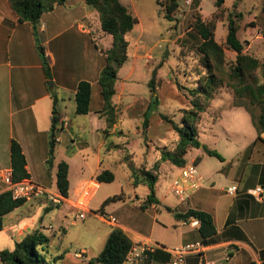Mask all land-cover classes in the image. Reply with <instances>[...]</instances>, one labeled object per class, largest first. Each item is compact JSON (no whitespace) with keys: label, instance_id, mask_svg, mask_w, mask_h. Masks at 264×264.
Listing matches in <instances>:
<instances>
[{"label":"crops","instance_id":"0c3cea01","mask_svg":"<svg viewBox=\"0 0 264 264\" xmlns=\"http://www.w3.org/2000/svg\"><path fill=\"white\" fill-rule=\"evenodd\" d=\"M131 12L136 22L128 37L126 59L130 60L124 72H121L123 64L116 70L114 92L111 95L112 114L108 115L102 111V98L96 79L103 62L102 50L108 46L110 35L100 29L97 11L85 0H65L42 12L34 29L28 20L17 19L7 0H0V191L7 189L1 173L10 169L11 139L16 140L21 147L28 178L51 193H59L54 182L55 166L58 160L64 159L67 162L68 179L67 194L62 195L56 210L51 207L58 203H51L48 195L42 194L24 200L2 216L0 248H10L26 232L39 229L48 236L45 254L52 259L50 264H80L96 255L110 229L119 226L132 242L150 239L156 243L149 257L144 260L145 264H162L169 256L167 248L194 240L201 242V250L186 253L184 264H205L206 260L216 264H264V130L259 133V137H256V130L252 134L248 133L226 161L221 155L218 166L209 168L208 162L203 165L200 163L197 170L202 181L191 191L184 204L174 203L171 207L163 202L164 196L158 194L155 184L158 179L154 181V200L147 197L145 181H140L142 187L138 191H132L133 198L137 201L141 199L140 204L148 202L156 207L163 203L171 208L172 213L184 212L188 208L209 212L215 231L204 241L200 240L197 225H190L187 217L184 223L174 215L166 224L158 221L161 227L168 225L174 229L175 240L166 243L160 236L150 237L115 218L111 223L101 215V211H92L89 207L90 200L104 182L95 178L101 169L112 173L110 181L116 174H121L133 184L138 179L132 178V175L134 172L140 173V168L161 171L171 168L169 160L159 159L158 148H171L177 135L170 123L159 116V112L169 115L168 111L174 109L178 118L180 109L187 106L186 96L174 82L183 60L176 55L174 68L169 67L163 74H158L155 68L166 57L157 56V47L164 45V41L171 46L176 45L179 34L170 36L167 33V37H159L141 26L140 17L134 8ZM252 18V27L257 32L247 40L245 50L251 47L253 38L262 35L259 29L263 26L257 23V18ZM137 24L139 26L135 28ZM41 52L50 67L49 78L42 68ZM154 57L156 62L153 66L150 65V59ZM139 58L143 59L140 69L147 86L152 68L155 70V90L151 92L148 87L146 95L141 97L124 85L134 73H139ZM80 79L90 82L88 110L84 113L74 110V91ZM52 94L55 96L54 103ZM151 95L156 96L157 102L144 122L143 111ZM230 98L221 109L239 106L231 105ZM52 111L56 117L54 131L50 129ZM62 115L67 118L64 125L59 124ZM51 132L54 133L55 143L64 142L62 147L57 148L54 143L53 156L47 163ZM57 150L59 152L55 158ZM200 157V154H194L189 160L196 162ZM230 184L236 185L233 193L224 189ZM86 186H89L90 194L82 217L91 212L104 224L94 232L87 247L78 251L56 248L49 254L47 249L51 235H57V231L59 234L64 232L65 226L59 224L55 227L51 220H45V216L58 215L65 219V211L70 208L76 216L78 209L73 204ZM255 186L260 187L259 197L247 191ZM113 193L116 192H103L98 201Z\"/></svg>","mask_w":264,"mask_h":264},{"label":"trees","instance_id":"16d2710c","mask_svg":"<svg viewBox=\"0 0 264 264\" xmlns=\"http://www.w3.org/2000/svg\"><path fill=\"white\" fill-rule=\"evenodd\" d=\"M64 1L7 0L17 19L28 20L34 29L42 12ZM85 2L97 11L100 29L110 35L108 46L102 50L103 62L96 82L102 98V111L111 115V95L114 92L116 70L127 57L129 44L127 34L136 22V17L129 7L120 0H85ZM155 2L159 5L163 17L168 20L174 18V12L178 6L177 0H155ZM193 2L197 3L198 0H193ZM235 3L234 0L231 7H228L223 4V0H213L214 10L206 18H201L198 11L192 13L188 26L197 35L198 41L191 44L187 41L182 43L181 46L190 49L193 55L189 57V59L191 58L189 65L184 59L185 71L179 69L178 76L175 75L174 77L176 87L187 98V106L180 109L177 120L168 114L159 112V116L170 123L177 135L176 142L171 148L166 146L158 148L159 159H167L176 165L185 162L183 154L187 148L199 144L196 138V127L201 113L209 106L214 94L222 87L228 88L231 92V105L242 106L248 112L251 123L256 130V137H259V133L264 130V57L258 58L246 51L243 42L236 36V31L240 27L242 12L235 8ZM223 19L225 20L226 32L223 39L218 41L214 38L215 24L217 20ZM262 35H264V29H262ZM225 49L233 51L231 59H226ZM40 58L44 74L49 78L50 67L42 52ZM154 74L155 70L152 69L147 81L151 92L155 90ZM180 81H184L185 85L180 84ZM89 99L90 82L86 79L78 80L74 91L75 112H86ZM54 102L55 96L52 94V103ZM156 102V96L151 95L143 111L144 122H146L147 114L151 108L155 107ZM55 127L56 117L52 111L50 129L54 131ZM54 143L53 133L48 141L47 162L53 156ZM204 150L208 153L217 154L213 148L204 147ZM9 162L12 180H19L28 176L21 147L14 139L9 142ZM139 170L146 179L147 197L154 200L153 188L156 174L151 171L152 169L140 168ZM95 178L98 181H108L112 179V173L107 169H101L96 173ZM54 182L57 191L65 196L68 179L67 162L64 159L56 162ZM118 197H120L119 193L110 194L102 200V203ZM23 201L22 198H13L8 189L0 191V227L2 226V216ZM173 215L177 218H186L189 215L196 216L199 220L197 231L201 241H204L215 231L212 216L207 211L188 208L184 212L174 211ZM47 242L48 236L39 229L26 232L13 242L12 247L0 248V264H50L52 259H49L45 254ZM132 243L121 227L113 226L96 255L80 264H94L95 262L122 264L124 255Z\"/></svg>","mask_w":264,"mask_h":264},{"label":"rangeland","instance_id":"374dc122","mask_svg":"<svg viewBox=\"0 0 264 264\" xmlns=\"http://www.w3.org/2000/svg\"><path fill=\"white\" fill-rule=\"evenodd\" d=\"M233 1L234 0H223V4L231 7ZM235 1V8L242 12L240 27L236 31V36L243 42V45H246L247 40L251 39L255 32H257V29L252 27L254 22L252 16L257 18V23L259 25L263 26L259 29L262 34V29L264 28V0ZM120 2L126 4L130 10H133V8L136 10L140 17L141 26L144 29L151 30L157 36L160 35L159 37L162 35L163 37H167V33L170 34V36L173 34H179L176 38V45L171 46L167 41H164L162 42L164 45L157 47V56L166 55L161 64L158 67H155L157 68L156 70L158 74L165 72L169 67L174 68L175 63L177 62V56H181L180 58H182L183 61L185 59L188 62L187 65L191 63V58L189 59V57H191L193 53L190 49L183 48L181 45L185 41L190 44L196 43L198 37L194 31L189 29L188 22L194 11H198L201 18H206L210 15L211 11L214 10L213 0H198L197 3H194L193 0H189L188 2L185 0H177L178 6L174 12V18L168 20L161 15V10L155 0H120ZM139 25L137 24L135 28ZM170 30L173 32L171 31L170 33ZM225 32V20H217L214 29V38L218 41L222 40ZM130 33L131 31L127 34L129 38ZM163 48H165V51L161 52ZM246 51L250 53L252 51L256 57L263 58L264 35H261L259 38H253L251 47ZM224 54L226 59H231L233 57V51L231 50L225 49ZM155 57L150 59V65L154 66L156 62ZM129 60L130 59L127 58L122 62L123 66L121 67V72H124L127 69ZM137 60L139 62L137 63V65L139 64V73H134L132 77L124 82V85L126 89L132 88L133 91L141 97L146 95L148 86L143 82V73L142 69H140L143 59L139 58ZM179 69L185 71L186 67H184V63L180 65ZM179 83L185 85L184 81H180ZM226 89L228 88L222 87V89L213 96L209 106L201 113L200 120L196 127V138L198 139L199 144L190 146L183 154L185 162L190 161L189 158L194 156V154L201 155V157L194 162L196 169L200 163L203 165L205 162L209 163V168L218 166L221 155H224L226 161L227 157L233 154L236 146L244 141V137H246L248 133L252 134L255 131L248 112L242 106H232L221 109L226 100L231 96L230 92ZM168 112L171 118L174 120L178 119L176 116L178 114L176 110L170 109ZM224 128H227L228 130H225ZM63 142L64 141L58 142L59 145L56 142L55 148L58 146L62 147ZM204 147L213 148L217 154L205 152ZM58 152V150L57 153L55 151V158H57ZM170 167L169 170L166 169L165 171L156 169H152L151 171L156 174V179H158L155 183L158 188V194L163 195V202H166L172 207L174 203L184 204V201L178 202L177 198L168 190L171 178L179 170V165L174 163L170 164ZM232 176H234V174ZM132 178L138 179V181H135L132 184L124 179L123 175L116 174L112 181L108 180L102 182L89 202L91 210L101 211V215L104 217L111 215L115 219L139 229L143 234L150 237L160 236L166 243L175 240L176 237L173 227L168 225L166 227H161L158 224V221L166 224L173 218L171 208L169 206H164L163 203L157 204L156 207L149 205L148 202L140 204L139 201L141 199L137 201L133 198L131 193L132 191H138L142 187L140 181L143 182L146 179L142 173L138 172H134ZM106 191L119 193L122 197L106 201L105 203H102L101 200L98 201L100 195ZM58 206L59 203L57 206H52L51 208L56 210ZM65 213L67 216L65 219H61L58 215H53V217H51L52 213L49 214L51 216H45V220H51L50 222L55 227L59 224L65 226L64 232L59 234L57 231V235H51V242L47 249L49 254H51L56 248L61 250L64 247L65 250L78 251L84 246L87 247L90 244L94 232L97 231L98 227H101L104 224V222L92 215L91 212L85 213L84 217H76L73 210L70 208L66 209ZM44 228L49 231L47 227Z\"/></svg>","mask_w":264,"mask_h":264},{"label":"built area","instance_id":"2783aa9c","mask_svg":"<svg viewBox=\"0 0 264 264\" xmlns=\"http://www.w3.org/2000/svg\"><path fill=\"white\" fill-rule=\"evenodd\" d=\"M188 2L189 0H185ZM67 122L66 116L62 115L59 118V124L64 125ZM55 137V136H54ZM11 169L1 173V178L7 183V189L13 198H22L23 200H29L42 194H47L51 203H58L62 198L60 193H51L45 189L42 185L34 182L28 177H23L19 180H12ZM202 181V176L194 165V161L190 160L179 165L178 172L171 178L169 183V191L177 198L178 201L186 200L191 191L198 187ZM95 182H91L94 184ZM236 185L230 184L225 188L226 192L233 193ZM248 192L260 196V187L255 186L247 189ZM90 194L89 186H86L80 196L74 202V206L78 209L76 213L77 217H82L84 214V206L87 201V197ZM109 222H114V217L107 216ZM182 222H186V218H181ZM190 225H198L199 220L194 215L187 217ZM156 243L150 239H143L138 242H133L126 251L122 264H145L144 260L148 257V254L154 249ZM168 249L169 256L162 262V264H184V256L188 252L200 251L201 242L199 240L189 241L182 244L173 245ZM205 264H216L212 260H206Z\"/></svg>","mask_w":264,"mask_h":264},{"label":"water","instance_id":"95a60500","mask_svg":"<svg viewBox=\"0 0 264 264\" xmlns=\"http://www.w3.org/2000/svg\"><path fill=\"white\" fill-rule=\"evenodd\" d=\"M47 82L50 83V79H48ZM51 134H52V132H51Z\"/></svg>","mask_w":264,"mask_h":264}]
</instances>
